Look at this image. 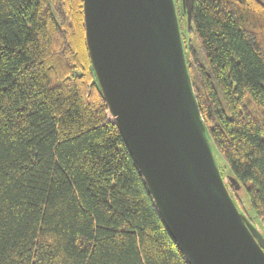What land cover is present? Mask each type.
<instances>
[{"label": "trees", "instance_id": "16d2710c", "mask_svg": "<svg viewBox=\"0 0 264 264\" xmlns=\"http://www.w3.org/2000/svg\"><path fill=\"white\" fill-rule=\"evenodd\" d=\"M176 5L217 163L264 236V0H193L189 23ZM0 264H189L108 114L83 0H0Z\"/></svg>", "mask_w": 264, "mask_h": 264}, {"label": "water", "instance_id": "95a60500", "mask_svg": "<svg viewBox=\"0 0 264 264\" xmlns=\"http://www.w3.org/2000/svg\"><path fill=\"white\" fill-rule=\"evenodd\" d=\"M189 23L193 0H181ZM97 84L189 264H264V236L232 199L188 70L175 0H83Z\"/></svg>", "mask_w": 264, "mask_h": 264}, {"label": "rangeland", "instance_id": "374dc122", "mask_svg": "<svg viewBox=\"0 0 264 264\" xmlns=\"http://www.w3.org/2000/svg\"><path fill=\"white\" fill-rule=\"evenodd\" d=\"M175 1H176L177 3L179 2V4L181 5V2H180L181 0H175ZM176 6H177V5H176ZM180 8H181V6H180ZM219 163H221L220 160H219ZM244 214H245V213H244ZM259 226H260L261 229H263V227H262L261 225H259Z\"/></svg>", "mask_w": 264, "mask_h": 264}]
</instances>
